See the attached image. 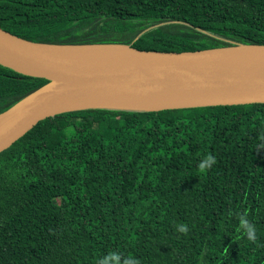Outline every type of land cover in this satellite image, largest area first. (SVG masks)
<instances>
[{"label":"trees","instance_id":"1","mask_svg":"<svg viewBox=\"0 0 264 264\" xmlns=\"http://www.w3.org/2000/svg\"><path fill=\"white\" fill-rule=\"evenodd\" d=\"M0 28L164 53L264 46V0H0ZM46 83L0 66V115ZM208 154L216 163L201 171ZM109 253L264 264V104L68 113L0 154V264H98Z\"/></svg>","mask_w":264,"mask_h":264},{"label":"water","instance_id":"2","mask_svg":"<svg viewBox=\"0 0 264 264\" xmlns=\"http://www.w3.org/2000/svg\"><path fill=\"white\" fill-rule=\"evenodd\" d=\"M0 66L47 83L0 115V154L40 122L83 111L157 113L264 104V46L195 52L54 45L0 28Z\"/></svg>","mask_w":264,"mask_h":264},{"label":"clouds","instance_id":"3","mask_svg":"<svg viewBox=\"0 0 264 264\" xmlns=\"http://www.w3.org/2000/svg\"><path fill=\"white\" fill-rule=\"evenodd\" d=\"M215 163V157L211 154H208L199 162L198 167L201 171H206ZM239 224L241 229H243L244 235L247 236V239L250 242L255 243L258 239L256 235V228L246 219V215L239 217ZM177 231L186 234L188 232V227L186 224L179 225L177 227ZM121 261L122 264H139V261H137L135 258L129 257L122 259V256L119 253H109L106 257H103L101 260H99L98 264H121Z\"/></svg>","mask_w":264,"mask_h":264}]
</instances>
